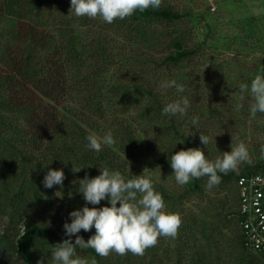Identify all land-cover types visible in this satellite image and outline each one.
<instances>
[{"label":"trees","instance_id":"obj_1","mask_svg":"<svg viewBox=\"0 0 264 264\" xmlns=\"http://www.w3.org/2000/svg\"><path fill=\"white\" fill-rule=\"evenodd\" d=\"M169 5L163 1L159 9L107 24L99 17L70 14L71 0H0V215L10 201L24 226L17 234L0 231V264H37L41 259L46 264L52 246L68 238L63 225L71 223L70 213L85 206L78 180L100 175L99 168L132 179L143 174L139 164L144 158L170 169L171 156L180 150L201 149L210 161L231 151L226 148L234 145L230 135L245 127L254 102L250 90L241 93L240 85L250 89L255 76L264 74V55L247 64L227 57L228 65L245 71H235L233 87H208L213 75L175 69L203 59L204 44L190 46L168 31L184 17ZM172 81L184 91L178 92ZM185 97L190 101L186 114L161 115L166 105ZM237 105L242 107L236 110ZM256 116H262L264 130V113ZM109 131L114 146L102 145L100 152L87 147L90 133L103 137ZM201 133L211 138L207 146ZM254 143L251 163L218 173L230 184L223 197L224 223L207 228L184 209L187 194L201 191L207 177L174 193L164 187L165 180L146 174L167 212L182 219L173 245L163 248L159 238L143 256L112 252L101 257L79 247L77 254L97 264H264V253L245 247L238 211L237 178L264 175V140ZM73 165L83 170L74 173ZM49 169H63L62 188L44 187ZM104 206L110 204L88 205ZM79 235L87 241L95 228Z\"/></svg>","mask_w":264,"mask_h":264},{"label":"clouds","instance_id":"obj_2","mask_svg":"<svg viewBox=\"0 0 264 264\" xmlns=\"http://www.w3.org/2000/svg\"><path fill=\"white\" fill-rule=\"evenodd\" d=\"M162 4L163 0H71L69 11L77 17H99L105 23L112 24L116 20L133 16L137 11L159 9ZM260 71L264 73V68ZM172 86L178 92L184 91V87L176 85L175 81H172ZM249 90L254 101L250 107L254 118L257 113H264V74L255 76L250 89L248 84L240 85L241 93ZM188 107L190 101L185 97L166 105L161 115H184ZM240 107L242 106L237 105L236 110ZM198 122L199 117H194L192 124L197 125ZM87 140V147L96 152L102 151V145L116 144L111 131L103 137L92 132ZM200 140L207 146L211 138L201 133ZM230 147V152H223L222 157H217L214 161L208 160L198 148L175 152L169 163L177 184L183 186L193 179L207 177V188L211 189L221 183L218 173L228 174L237 170L241 163H251L248 148L243 141L235 147L231 144ZM261 152L264 154V147ZM82 170L83 168L73 165L74 173ZM148 170L145 168L142 175L125 179L120 171L104 167L99 168L100 175L78 180V192L82 195L85 206L70 213L71 223H64V232L68 238L52 246L51 264H97L94 258L89 261L79 256L76 251L78 247L94 249L101 257H107L112 252L121 256L129 252L143 256L147 249L157 245L159 238H175L182 224L181 217L178 213L165 211L163 196L154 189L153 181L146 175ZM65 179L63 169H49L43 185L48 189L56 185L62 188ZM102 201H107L110 206L88 207L100 205ZM93 227L95 235L85 241L79 233L82 230L89 232ZM72 237H75L74 242ZM37 264H44V259Z\"/></svg>","mask_w":264,"mask_h":264},{"label":"rangeland","instance_id":"obj_3","mask_svg":"<svg viewBox=\"0 0 264 264\" xmlns=\"http://www.w3.org/2000/svg\"><path fill=\"white\" fill-rule=\"evenodd\" d=\"M163 1L167 5L171 3L175 10L184 14L180 22L168 27V31H173V36L180 37L190 46L196 43L204 44V51L199 53V56L203 55V59L196 57L189 66L176 67L175 69L198 74L205 71V74L213 75V80L208 83V87L210 85V87L217 86L221 89L233 87L234 84L232 85V83L237 82L236 72L245 71L243 68L238 70L236 67L228 65L227 57L234 55L240 58L244 64H247L246 62H252L262 54L264 55V0ZM162 26L165 27V25ZM163 35L161 30V38H164ZM162 53H164L163 47L161 48ZM243 63L241 62V64ZM246 120L244 121L246 122ZM262 120V116H255L254 118L250 116L245 127L240 128L239 133H231L233 134L230 135L234 144L233 147L243 141L245 144H249L246 145L249 151L254 149V142L257 139L260 142L263 141ZM226 148L231 150L230 146H226ZM250 158H253L252 154H250ZM243 164L241 163L240 166ZM139 165H141L139 169L141 172L147 168L149 169L146 173L148 176L165 180L164 187L168 191L179 193L185 186L177 184L173 169H168L164 163H161L160 167L155 161L144 158ZM238 169L240 168L238 167ZM207 180L208 178L202 180L201 191L198 193H191L190 191L187 194L184 200V209L188 214L196 215L205 227L211 228L216 223H224L226 210L223 208V197L227 195L230 184L221 181L219 185L209 189L207 188ZM12 210L10 201H6L0 215V231L5 229L11 234H17L23 230L24 226L21 224V215L13 214ZM201 237L199 236V239L205 245L206 242ZM161 238L164 241L162 243L163 248L174 243L171 237ZM78 255L88 260L87 256L82 253ZM46 264H51L49 256L46 257Z\"/></svg>","mask_w":264,"mask_h":264},{"label":"built area","instance_id":"obj_4","mask_svg":"<svg viewBox=\"0 0 264 264\" xmlns=\"http://www.w3.org/2000/svg\"><path fill=\"white\" fill-rule=\"evenodd\" d=\"M237 185L245 247L252 252L264 253V175L240 176Z\"/></svg>","mask_w":264,"mask_h":264}]
</instances>
